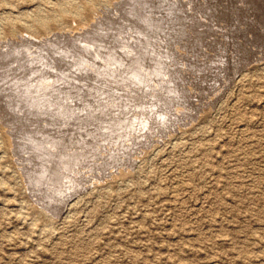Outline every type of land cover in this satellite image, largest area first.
<instances>
[{"label":"rangeland","instance_id":"rangeland-1","mask_svg":"<svg viewBox=\"0 0 264 264\" xmlns=\"http://www.w3.org/2000/svg\"><path fill=\"white\" fill-rule=\"evenodd\" d=\"M208 1L0 0V264H264V25Z\"/></svg>","mask_w":264,"mask_h":264},{"label":"bare ground","instance_id":"bare-ground-1","mask_svg":"<svg viewBox=\"0 0 264 264\" xmlns=\"http://www.w3.org/2000/svg\"><path fill=\"white\" fill-rule=\"evenodd\" d=\"M158 1H159V0H158ZM167 1H168V0H167ZM182 1H183V0H182ZM205 1H206V0H205ZM207 1H208V0H207ZM246 1H247V3L250 5V7H251V9H252L251 12L255 11V12L257 13V18H255V22H254V23H256V24H262V23H263L262 25H264V0H258L257 2H256L255 0H246ZM171 2H172V1H171ZM174 2H175V1H174ZM176 2H177V1H176ZM179 2H180V1H179ZM187 2H188V1H187ZM196 2H197V1H196ZM199 2H200V1H199ZM203 2H204V1H203ZM208 2H210V1H208ZM243 2H245V1L243 0ZM163 3H164V2H163ZM169 3H170V2H168V5H169ZM172 3H173V2H172ZM181 3H182V2H181ZM181 3H180V4H181ZM192 3H193V2H192ZM197 3H198V2H197ZM216 3H217V2H216ZM229 3H230V2H229ZM166 4H167V3H166ZM166 4H165V5H166ZM173 4H174V3H173ZM187 4H188V3H187ZM201 4H202V3H201ZM207 4H208V3H207ZM210 4H211V2H210ZM213 4H214V3H213ZM213 4H212V5H213ZM217 4H218V3H217ZM241 4H242V3H241ZM248 4H247V5H248ZM170 5H171V3H170ZM170 5H169V6H170ZM183 5H186V4L183 3ZM190 5H192V4H190ZM204 5H205V3H204ZM215 5H216V4H215ZM243 5H244V4H243ZM245 5H246V4H245ZM245 5H244V6H245ZM247 5H246V6H247ZM176 6L178 7L177 4H176ZM176 6H175V4H174V7H176ZM186 6H187V5H186ZM195 6H196V5H194V7H195ZM202 6H203V5H202ZM217 6H219V5H217ZM136 7H137V6H136ZM184 7H185V6H184ZM184 7H181V6H180L181 9L184 8ZM187 7H188V6H187ZM187 7H186V8H187ZM198 7H199V6H198ZM204 7H205V6H204ZM209 7H210V6H209ZM209 7H208V8H209ZM221 7H222V6H221ZM223 7H224V6H223ZM122 8H123V7H122ZM152 8H153V7H152ZM152 8H151V10H152ZM155 8H156V7H155ZM158 8H159V7H157V9H158ZM163 8H164V7H163ZM171 8H172V7H171ZM205 8H206V7H205ZM205 8H204V11H205ZM213 8H214V7H213ZM231 8H232V7H231ZM233 8H234V7H233ZM237 8H238V7H237ZM244 8H245V7H243V10H245ZM153 9H154V8H153ZM178 9H179V8H178ZM206 9H207V8H206ZM225 9H226V8H225ZM239 9H240V8H239ZM248 9H250V8H248ZM248 9H247V10H248ZM146 10H147V9H146ZM148 10H149V13H150L151 10H150V9H148ZM171 10H172V9H171ZM184 10H185V8H184ZM209 10H210V9H209ZM209 10H208V11H209ZM222 10L224 11V9H222ZM229 10H230V9H229ZM243 10H242V11H243ZM164 11H165V10H164ZM167 11H168V8H167ZM173 11H174V9H173ZM173 11H172V12H173ZM211 11H212V10H211ZM214 11H215V10H214ZM220 11H221V10H220ZM225 11H226V10H225ZM231 11H232V10H231ZM235 11H237V10L235 9ZM242 11H240V12H242ZM249 11H250V10H249ZM129 12H130V11H129ZM138 12H139V11H138ZM154 12H156V9L154 10ZM162 12H163V11H162ZM172 12H170V13H172ZM209 12H210V11H209ZM209 12H208V13H209ZM226 12H227V11H226ZM233 12H234V11H233ZM147 13H148V12H147ZM158 13H159V11H158ZM165 13H166V12H164V15H165ZM175 13H176V12H175ZM177 13H178V10H177ZM180 13H181V11H180ZM208 13H207V14H208ZM210 13H211V12H210ZM223 13H224V12H223ZM228 13H229V12H228ZM245 13H246V10H245ZM245 13H244V14H245ZM253 13H254V12H253ZM137 14H138V13H137ZM153 14H154V13H153ZM153 14H152V15H153ZM155 14H156V13H155ZM161 14H162V13H161ZM202 14H203V13H202ZM211 14H213V13H211ZM216 14H217V13H216ZM218 14H219V12H218ZM220 14L222 15V13H220ZM233 14H234V13H233ZM248 14H250V12H249ZM140 15H141V14H140ZM146 15H147V14H146ZM152 15H151V17H152ZM164 15H163V17H164ZM167 15H168V13H167ZM173 15H174V14H173ZM182 15H183V13H182ZM191 15H192V14H191ZM203 15H204V14H203ZM203 15H202V16H203ZM224 15H226V14H224ZM236 15H237V14H236ZM239 15H240V14H239ZM241 15H242V14H241ZM241 15H240V16H241ZM245 15H247V13H246ZM252 15H253V14H252ZM169 16H170V14H169ZM171 16H172V15H171ZM177 16H178V15H177ZM177 16H176V17H177ZM179 16L181 17V15H179ZM205 16H206V15H205ZM254 16H255V14H254ZM134 17H135V16H134ZM154 17H155V16H154ZM158 17H159V16H158ZM166 17H167V16H166ZM184 17H185V15H184ZM187 17H188V16H187ZM209 17H210V16H209ZM226 17H227V16H226ZM243 17H244V16H243ZM139 18H140V17H139ZM143 18H144V17H143ZM149 18H150V17H149ZM170 18H171V17H170ZM170 18H169V19H170ZM178 18H179V17H178ZM178 18H177V20H178ZM182 18H183V17H182ZM185 18H186V17H185ZM189 18H190V17H189ZM189 18H186V20L189 19ZM198 18H199V17H198ZM223 18H224V17H223ZM238 18H239V16H238ZM240 18H241V17H240ZM240 18H239V19H240ZM135 19H136V18H135ZM157 19H158V18H157ZM164 19H165V18H164ZM166 19H167V18H166ZM166 19H165V20H166ZM191 19H192V18H191ZM211 19H212V18H211ZM214 19H215V18H214ZM232 19H233V18H232ZM243 19H244V18H243ZM253 19H254V18H253ZM153 20H154V19H153ZM155 20H156V19H155ZM155 20H154V21H155ZM160 20H161V17H160ZM175 20H176V19H175ZM182 20H183V19H182ZM208 20H209V19H208ZM217 20H218V19H217ZM235 20H236V19H235ZM247 20H248V19H247ZM143 21H145V20H143ZM147 21H148V20H147ZM167 21L169 22L168 19H167ZM171 21H173V20H171ZM200 21H201V20H200ZM210 21H211V20H210ZM220 21H221V20H220ZM222 21H223V20H222ZM232 21H233V20H232ZM240 21H241V20H240ZM245 21H246V19H245ZM250 21L252 22V20H250ZM141 22H142V21H141ZM150 22H152V21H150ZM150 22H148V24H149ZM158 22H159V21H158ZM162 22L164 23L163 19H162ZM162 22H161V23H162ZM179 22H182V21L180 20ZM198 22H199V21H198ZM211 22H212V21H211ZM211 22H210V23H211ZM238 22H239V21H237V23H238ZM152 23H153V22H152ZM154 23H155V22H154ZM173 23H174V22H173ZM205 23H206V22H205ZM241 23H243V21H242ZM254 23H253L252 25H254ZM148 24H147V26H148ZM156 24H157V23H156ZM164 24H165V23H164ZM168 24H170V23H168ZM246 24H248V23H246ZM249 24H251V23H249ZM118 25H119V24H118ZM145 25H146V24H145ZM157 25H158V24H157ZM162 26H163V28H164V27L166 26V24H165V26H164V25H162ZM180 26H181V25H180ZM196 26H197V25H196ZM200 26H202V25H200ZM228 26H229V25H228ZM248 26H250V25H248ZM257 26H258V25H257ZM257 26L254 27V29H256ZM260 26H261V25H260ZM145 27H146V26H145ZM151 27H152V26H151ZM151 27H150V28H151ZM157 27L160 28L159 26H157ZM175 27H176V26H175ZM182 27H184V26L182 25ZM245 27H246V26H245ZM252 27H253V26H252ZM252 27H251V28H252ZM152 28H153V27H152ZM161 28H162V27H161ZM163 28H162V29H163ZM170 28H172V27H170ZM210 28H211V27H210ZM217 28H218V27H217ZM237 28H238V27H237ZM142 29H143V28H142ZM153 29H154V28H153ZM155 29L157 30V28H155ZM165 29H167V28H165ZM179 29H180V27L178 28V30H179ZM228 29H229V30L231 29V25H230V27H229ZM232 29H233V28H232ZM239 29H240V28H239ZM243 29H244V28H243ZM249 29H250V28H249ZM252 29H253V28H252ZM252 29H251V30H252ZM254 29H253V30H254ZM151 30H152V29H151ZM159 30H160V29H159ZM170 30H171V29H170ZM181 30H182V29H181ZM246 30H247V28H246ZM259 30H260V29H259ZM146 31H147V30H146ZM182 31H184V29H183ZM188 31H189V30H188ZM221 31H222V30H221ZM234 31H235V30H234ZM236 31H237V30H236ZM236 31H235V33H236ZM238 31H239V30H238ZM238 31H237V32H238ZM257 31H258V30H257ZM257 31H256V32H257ZM140 32H141V31H140ZM153 32H154V31H153ZM160 32H161V31H160ZM160 32H159V33H160ZM162 32H164V30H163ZM166 32H167V31H166ZM169 32H170V31H169ZM169 32H168V33H169ZM173 32H174V31H173ZM173 32H171V33H173ZM175 32H176V31H175ZM198 32H199V31H198ZM200 32H201V31H200ZM232 32H233V31H232ZM232 32H231V33H232ZM242 32H243V31H242ZM244 32H245V31H244ZM244 32H243V33H244ZM125 33H126V32H125ZM159 33H158V34H159ZM180 33H181V32H180ZM180 33H177V34H180ZM183 33H185V32H183ZM226 33H227V32H226ZM231 33H230V35H232ZM238 33H239V32H238ZM238 33H237V34H238ZM96 34H97V33H96ZM144 34H145V33H144ZM144 34H143V36H144ZM233 34H234V33H233ZM241 34H242V33H241ZM145 35H146V37H147V34H145ZM150 35H152V34H150ZM150 35H149V36H150ZM170 35H171V34L169 33V36H170ZM182 35H183V34H182ZM197 35H198V34H197ZM203 35H204V34H203ZM256 35H258V34H256ZM149 36H148V38H149ZM154 36H156V35H154ZM154 36H153V37H154ZM171 36H172V35H171ZM175 36H176V34H175ZM186 36H187V35H186ZM228 36H229V35H228ZM243 36H244V35H243ZM246 36H247V33H246ZM246 36H245V37H246ZM258 36H259V35H258ZM258 36H257V37H258ZM150 37L152 38V36H150ZM178 37H179V36H178ZM181 37H182V36H181ZM181 37H180V38H181ZM183 37H184V35H183ZM230 37H231V36H230ZM230 37H229V38H230ZM232 37H233V36H232ZM234 37H235V36H234ZM237 37H238V36H237ZM239 37H240V36H239ZM257 37H256V39H257ZM120 38H121V37H120ZM241 38H243V37H241ZM259 38H260V37H259ZM259 38H258V40H259ZM93 39H94V38H93ZM146 39H147V38H146ZM153 39H154V38H153ZM155 39H156V38H155ZM166 39H168V36H167ZM169 39H170V37H169ZM231 39H232V38H231ZM234 39H235V38H234ZM244 39H245V38H244ZM156 40H157V39H156ZM156 40H155V42H156ZM229 40H230V39H229ZM245 40H246V39H245ZM258 40H257V41H258ZM150 41H151V40H150ZM150 41H149V42H150ZM152 41H154V40H152ZM167 41H168V40H167ZM169 41H171V39H170ZM247 41H248V40H247ZM177 42H178V41H177ZM147 43H148V42H147ZM158 43H159V42H158ZM255 43H256V41H255ZM7 44H8V43H7ZM141 44H142V43H141ZM145 44H146V43H145ZM150 44H152V43H150ZM153 44H154V42H153ZM159 44H160V43H159ZM176 44H177V43H176ZM187 44H188V43H187ZM0 45H1V44H0ZM88 45H89V44H88ZM204 45H205V44H204ZM143 46L145 47V45H143ZM189 46H190V44H189ZM189 46H188V47H189ZM209 46H210V45H209ZM222 46H223V45H222ZM140 47H142V46H140ZM150 47H151V46H150ZM204 47H205V46H204ZM216 47H218V45H217ZM223 47H224V46H223ZM223 47H222V48H223ZM240 47H241V46H240ZM246 47H247V46H246ZM4 48H5V47H4ZM28 48H29V47H28ZM83 48H84V49H87V50L89 49V48H87V46H84ZM145 48H147V47H145ZM148 48H149V47H148ZM148 48H147V49H148ZM185 48H186V47H185ZM226 48H227V47H226ZM241 48H242V47H241ZM137 49H138V48H137ZM143 49H144V48H143ZM186 49H189V48H186ZM220 49H221V48H220ZM224 49H225V48H224ZM145 50H146V49H145ZM84 51H85V50H84ZM139 51H140V50H139ZM151 51H152V50H151ZM224 51H225V50H224ZM224 51H223V52H224ZM241 51H243V49H242ZM246 51H247V50H246ZM246 51H245V52H246ZM3 52H4V51H3ZM87 52H88V51H87ZM112 52H113V51H112ZM126 52H127V51H126ZM128 52H129V51H128ZM145 52H146V51H145ZM245 52H244V53H245ZM250 52H251V51H250ZM95 53H96V52H95ZM113 53H114V52H113ZM143 53H144V52H143ZM155 53H157V52H155ZM246 53H247V52H246ZM246 53H245V54H246ZM30 54H31V53H30ZM115 54H116V53H115ZM128 54H129V53H128ZM151 54H152V53H151ZM214 54H215V53H214ZM86 55H87V54H86ZM126 55H127V53H126ZM153 55H154V54H153ZM156 55H157V54H156ZM240 55H241V54H240ZM246 55H247V54H246ZM94 56H95V55H94ZM111 56H112V55H111ZM114 56H115V55H114ZM116 56H117V55H116ZM132 56H133V55H132ZM97 57H98V56H97ZM97 57H96V58H97ZM107 57H108V56H107ZM125 57H127V56H125ZM125 57H124V58H125ZM129 57H130V56H129ZM149 57H150V56H149ZM156 57H157V56H156ZM239 57H240V56H239ZM242 57H243V55H242ZM98 58H99V57H98ZM116 58H117V57H116ZM120 58H121V57H120ZM152 58H153V57H152ZM160 58H161V57H160ZM236 58H237V57H236ZM100 59H102V57H101ZM111 59H112V58H111ZM117 59H118V58H117ZM172 59H174V58H172ZM172 59H171V60H172ZM239 59H240V58H239ZM96 60H97V59H96ZM103 60H104V59H103ZM108 60H109V59H108ZM108 60H107V61H108ZM113 60H115V59H113ZM122 60H123V58H122ZM126 60H127V59H126ZM132 60H133V59H132ZM166 60H167V59H166ZM166 60H164V61H166ZM41 61H42V60H41ZM98 61H99V60H98ZM100 61H101V60H100ZM128 61H129V60H128ZM135 61H136V60H135ZM135 61H134V62H135ZM168 61H170V60H168ZM174 61H175V60H174ZM231 61H232V60H231ZM235 61H236V60H235ZM237 61L239 62L240 60H237ZM243 61H244V60H243ZM112 62H113V61H112ZM130 62H131V61H130ZM171 62H172V61H171ZM228 62H229V61H228ZM233 62H234V61H233ZM240 62L242 63V61H240ZM100 63H101V62H100ZM100 63H98V64H100ZM103 63H104V62H103ZM105 63H106V62H105ZM110 63H111V62H110ZM110 63L108 62V64H110ZM114 63H115V62H114ZM114 63H113V65H114ZM116 63H117V62H116ZM116 63H115V64H116ZM176 63H177V62H176ZM176 63H174L175 66H178V65H176ZM231 63H232V62H231ZM231 63H230V65H231ZM234 63H237V62H234ZM234 63H233V65H234ZM31 64H32V63H31ZM84 64H85V63H84ZM86 64H87V62H86ZM111 64H112V63H111ZM124 64H125V63H124ZM129 64H130V63H129ZM129 64H128V66H129ZM131 64H132V63H131ZM165 64H166V63H165ZM167 64H168V63H167ZM172 64H173V63H172ZM225 64H226V63H225ZM238 64H239V63H238ZM93 65H94V64H93ZM104 65H105V64H104ZM162 65H163V64H162ZM205 65H206V64H205ZM226 65H227V64H226ZM230 65L228 64L227 66L230 67ZM85 66H86V65H85ZM85 66H84V67H85ZM167 66H169V65H167ZM171 66H172V65H171ZM173 66H174V65H173ZM175 66H174V67H175ZM235 66H236V65H235ZM239 66H240V65H239ZM56 67H57V66H56ZM91 67H92V66H90V69H91ZM96 67H97V66H96ZM102 67H103V65H102ZM102 67H101V68H102ZM107 67H108V66H107ZM109 67H110V66H109ZM116 67H117V66H116ZM237 67H238V65H237ZM42 68H43V67H42ZM42 68H41V69H42ZM85 68H86V67H85ZM87 68H88V67H87ZM101 68H100V70H101ZM104 68H106V66H104ZM117 68H118V67H117ZM123 68H124V67H123ZM153 68H154V67H153ZM170 68H171V67H170ZM176 68H177V67H176ZM193 68H194V67H193ZM226 68H227V67H226ZM31 69H32V68H31ZM31 69H30V70H31ZM46 69H47V68H46ZM108 69H109V68H108ZM136 69H137V68H136ZM136 69H135V70H136ZM160 69H161V67H160ZM164 69H166V67H165ZM172 69H173V68H172ZM199 69H200V67H199ZM217 69H219V68H217ZM227 69H228V68H227ZM64 70H65V69H64ZM94 70H96V68H95ZM97 70H98V69H97ZM97 70H96V71H97ZM110 70H111V69H110ZM135 70H134V71H135ZM137 70H138V69H137ZM144 70H145V69H144ZM158 70H159V69H158ZM174 70H175V69H174ZM176 70H177V69H176ZM189 70H190V68H189ZM191 70H192V69H191ZM228 70H229V69H228ZM31 71H32V70H31ZM91 71H92V73H94L93 70H91ZM171 71H172V70H171ZM194 71H195V70H194ZM222 71H223V68H222ZM88 72H89V71H88ZM97 72H98V71H97ZM136 72H137V71H136ZM155 72H156V71H155ZM161 72H162V71H161ZM175 72H176V71H175ZM55 73H56V71H55ZM95 73H96V72H95ZM99 73H101V72H99ZM132 73H133V72H132ZM142 73H143V72H142ZM166 73H167V72H166ZM166 73H165V74H166ZM168 73H169V71H168ZM223 73H224V72H223ZM226 73H227V72H226ZM12 74H13V73H12ZM23 74H24V73H23ZM36 74H37V73H36ZM97 74H98V73H97ZM104 74H105V73H104ZM104 74L102 73V75H104ZM108 74H109V73H108ZM169 74H170V73H169ZM171 74H172V73H171ZM173 74H174V73H173ZM196 74H197V73H196ZM224 74H225V73H224ZM38 75H39V74H38ZM106 75H107V74H106ZM106 75H104V76H106ZM136 75H137V74H136ZM138 75H139V72H138ZM147 75H148V73H147ZM225 75H226V74H225ZM96 76H97V75H96ZM104 76H103V77H104ZM148 76H149V75H148ZM45 77H46V76H45ZM67 77H68V76H67ZM142 77H143V76H142ZM162 77H164V76H162ZM168 77H169V76H168ZM171 77H172V76H171ZM178 77H179V76H178ZM186 77H187V76H186ZM30 78H31V77H30ZM47 78H48V77H47ZM63 78H64V77H63ZM94 78H95V76H94ZM100 78H101V77H100ZM109 78H111V77H108V80H109ZM126 78H127V77H126ZM180 78H181V77H180ZM180 78H179V79H180ZM227 78H228V76H227ZM52 79H53V78H52ZM92 79H93V78H92ZM101 79H102V78H101ZM101 79H100V80H101ZM114 79H115V78H114ZM117 79H118V78H117ZM128 79L131 80L130 78H128ZM144 79H146V78H144ZM160 79H161V78H160ZM165 79H166V78H165ZM169 79H170V78H169ZM172 79H173V78H172ZM179 79H177V80H179ZM45 80H46V78H45ZM93 80H94V79H93ZM102 80H103V79H102ZM148 80H149V79H148ZM162 80H163V78H162ZM183 80H184V79H183ZM47 81H48V80H47ZM70 81H71V80H70ZM96 81H97V80H96ZM98 81H99V80H98ZM131 81H132V80H131ZM159 81H160V80H159ZM165 81H166V80H165ZM170 81H171V80H170ZM15 82H16V80H15ZM23 82H25V81H22V84L25 85L26 83L24 84ZM60 82H61V81H60ZM66 82H67V81H66ZM114 82H117V81H114ZM122 82H123V81H122ZM125 82H126V81H125ZM133 82H134V81H133ZM147 82H148V81H147ZM173 82H174V80H173ZM17 83H18V81H17ZM28 83H29V82H28ZM28 83H27V84H28ZM33 83H34V82H33ZM39 83H40V82H39ZM41 83H42V82H41ZM92 83H93V81H92ZM94 83L96 84L95 81H94ZM94 83H93V84H94ZM101 83H102V82H101ZM110 83H111V82H110ZM130 83L132 84V82H130ZM130 83H129V84H130ZM150 83H151V82H150ZM178 83H179V82H177V84H178ZM187 83H188V82H187ZM13 84H14V83H12V85H13ZM30 84H31V83H30ZM37 84H38V83H37ZM42 84H43V83H42ZM42 84H41V85H42ZM52 84H53V82H51V80L49 79L48 82H45V83H44V87H50ZM95 84H94V85H95ZM97 84H99V83L97 82ZM104 84H105V83H104ZM113 84H114V83H113ZM118 84H119V83H118ZM120 84H121V83H120ZM123 84H124V83H123ZM153 84H154V83H153ZM172 84H174V83H172ZM182 84H183V81H182ZM182 84H179V85H182ZM17 85H18V84H17ZM33 85H35V84H33ZM54 85H55V84H54ZM108 85H110V84H108ZM125 85H127V84L125 83ZM132 85H133V84H132ZM146 85H147V84H146ZM159 85H160V84H159ZM37 86L39 87L40 85H37ZM88 86H91L90 83H89ZM97 86H98V85H97ZM97 86H96V87H97ZM103 86H104V85H103ZM111 86H112V85H111ZM111 86H110V88H111ZM114 86H115V85H114ZM116 86H117V85H116ZM116 86H115V87H116ZM118 86H119V85H118ZM121 86H122V85H121ZM129 86H130V85H129ZM172 86H173V85H172ZM174 86H176V85H174ZM14 87H15V86H14ZM26 87H28V86H26ZM30 87H31V86H30ZM40 87H41V86H40ZM65 87H66V86H65ZM91 87H92V86H91ZM93 87H95V86H93ZM98 87H99V86H98ZM101 87H102V86H101ZM101 87H100V89H101ZM104 87H105V86H104ZM115 87H112V89L115 88ZM119 87H120V86H119ZM119 87H118V88H119ZM130 87H131V86H130ZM149 87H150V86H149ZM177 87H178V86H177ZM179 87H180V86H179ZM12 88H13V87H12ZM15 88H16V87H15ZM21 88H22V87H21ZM23 88H24V87H23ZM34 88H35V89L37 88L36 85H35ZM34 88H33V89H34ZM42 88H43V87H42ZM86 88H87V87H86ZM89 88H90V87H89ZM120 88L123 89L122 87H120ZM120 88H119V89H120ZM126 88H127V86H126ZM158 88H159V87H158ZM160 88H161V87H160ZM171 88H172V87H171ZM171 88H170V89H171ZM10 89H11V87H10ZM16 89H17V88H16ZM24 89L26 90V88H24ZM30 89H32V87H31ZM30 89H29V91H31ZM37 89H38V88H37ZM45 89H46V88H45ZM94 89H96V88H94ZM94 89H93V90H94ZM102 89H103V88H102ZM105 89H106L105 91H108V90H107V87H106ZM108 89H109V88H108ZM115 89H116V88H115ZM119 89H118V93H120V92H119ZM124 89H125V88H124ZM143 89H144V87H143ZM11 90H12V89H11ZM14 90H15V89H14ZM18 90H20V85H19V89H18ZM38 90H39V89H38ZM43 90H44V89H42V91H43ZM47 90H48V89H47ZM50 90H51V89H50ZM58 90H59V89H58ZM96 90H97V89H96ZM110 90H111V89H110ZM110 90H109V91H110ZM145 90H146V89H145ZM34 91H36V90H34ZM40 91H41V90H40ZM42 91H41V92H42ZM90 91H91V90H90ZM97 91H99V89H98ZM122 91H123V90H122ZM122 91H121V92H122ZM129 91H130V90H129ZM139 91H140V90H139ZM18 92H20V91H18ZM18 92H15V94H16V93L18 94ZM26 92H27V91H26ZM51 92H53V91H51ZM59 92H60V91H59ZM64 92H65V91H64ZM68 92H69V91H68ZM85 92H86V89H85ZM115 92H116V91H115ZM136 92H137V91H136ZM141 92H142V91H141ZM180 92H181V91H180ZM186 92H187V91H186ZM23 93H25V91H24ZM30 93H31V92H30ZM37 93H38V92H37ZM48 93H49V92H48ZM48 93H47V94H48ZM69 93H70V92H69ZM88 93H91V94H92V91H91V92H87V94H88ZM93 93H94V91H93ZM98 93L100 94L101 92H98ZM102 93H103V92H102ZM106 93H107V92H106ZM110 93H111V91H110ZM110 93H109V95H110ZM157 93L159 94V92H157ZM15 94H14V95H15ZM17 94H16V95H17ZM25 94H26V93H25ZM33 94H35V93H33ZM45 94H46V93H45ZM45 94H44V95H45ZM50 94H51V93H50ZM87 94H86V95H87ZM140 94H141V93H140ZM23 95H24V94H23ZM52 95L54 96L55 94L53 93ZM80 95H81V94H80ZM88 95H89V94H88ZM101 95H102V94H101ZM101 95H100V96H101ZM113 95H114V94H113ZM113 95H112V97H113ZM119 95H120V94H119ZM136 95H137V94H136ZM146 95H147V94H146ZM184 95H185V94H184ZM184 95H183V96H184ZM27 96H29V95H27ZM30 96H31V94H30ZM42 96H43V95H42ZM45 96H46V95H45ZM47 96L49 97V94H48ZM47 96H46V97H47ZM60 96H61V95H60ZM84 96H85V95H84ZM104 96H105V95H104ZM107 96H108V95H107ZM110 96H111V95H110ZM110 96H109V97H110ZM48 97H47V98H48ZM55 97H57V96H55ZM68 97H69V96H68ZM80 97H81V96H80ZM87 97L90 98V96H87ZM92 97H93V96H92ZM97 97H98V96H97ZM119 97H120V96H119ZM126 97H127V96H126ZM160 97H161V96H160ZM165 97H166V96H165ZM173 97H174V96H173ZM18 98H19V97H18ZM38 98H39V97H38ZM50 98H52V97H50ZM70 98H71V97H70ZM83 98H84V97H83ZM83 98H82V99H83ZM185 98H186V97H185ZM9 99H10V98H9ZM29 99H30V98H29ZM48 99H49V98H48ZM79 99H80V98H79ZM94 99H95V98H94ZM99 99L101 100L102 98H99ZM103 99H104V98H103ZM106 99H107V98H106ZM106 99H105V100H106ZM123 99H124V98H123ZM164 99H165V98H164ZM171 99H172V98H171ZM6 100H7V99H6ZM6 100H5V101H6ZM24 100H26V99H24ZM85 100H86V99H85ZM97 100H98V99H97ZM108 100H109V99H108ZM154 100H156V97H155ZM159 100H160V99H159ZM162 100H163V99H162ZM162 100H161V101H162ZM172 100H173V99H172ZM5 101H4V102H5ZM12 101H13V100H12ZM71 101H72V100H71ZM79 101H80V100H79ZM135 101H136V99H135ZM140 101H141V100H140ZM149 101H150V100H149ZM2 102H3V101H2ZM22 102H23V101H22ZM25 102H26V101H25ZM75 102H76V101H75ZM75 102H74V103H75ZM84 102H85V101H84ZM128 102H129V101H128ZM138 102H139V101H138ZM156 102H158V101H156ZM168 102H170V101H168ZM188 102H189V101H188ZM8 103H9V102H8ZM71 103H72V102H71ZM76 103H77V102H76ZM81 103H82V102H81ZM86 103H87V102H86ZM102 103H103V102H102ZM145 103H146V102H145ZM164 103H165V102H164ZM164 103H163V104H164ZM185 103H186V102H185ZM4 104H5V103H4ZM19 104H20V103H19ZM25 104H26V103H25ZM34 104H35V103H34ZM43 104H44V103H43ZM55 104H56V103H55ZM84 104H85V103H84ZM84 104H83V105H84ZM126 104H127V103H126ZM158 104H159V102H158ZM9 105H10V104H9ZM9 105H8V106H9ZM31 105H32V104H31ZM77 105H79V103H78ZM111 105H112V104H111ZM161 105H162V102H161ZM168 105H169V104H168ZM8 106H7V107H8ZM43 106H44V105H43ZM81 106H82V105H81ZM81 106H80V107H81ZM182 106H183V105H182ZM0 107H1V106H0ZM3 107H4V105H3ZM60 107H61V106H60ZM87 107H88V106H87ZM120 107H121V106H120ZM161 107H162V106H161ZM1 108H2V107H1ZM29 108H30V107H29ZM44 108H45V107H44ZM53 108H54V107H53ZM67 108H68V107H67ZM88 108H90V107H88ZM162 108L165 109L164 106H163ZM171 108H172V107H171ZM3 109H4V108H3ZM32 109H33V108H32ZM40 109H41V108H40ZM46 109H47V108H46ZM59 109H60V108H59ZM71 109H72V108H71ZM78 109H79V108H78ZM6 110H7V109H6ZM15 110H16V109H15ZM35 110H36V109H35ZM43 110H44V109H43ZM53 110H54V109H53ZM57 110H58V109H57ZM72 110H73V109H72ZM130 110H131V109H130ZM171 110H172V109H171ZM12 111H13V110H12ZM32 111H33V110H32ZM41 111H42V110H41ZM47 111H48V110H47ZM148 111H149V110H148ZM163 111H164V110H163ZM168 111H169V108H168ZM190 111H191V110H190ZM49 112H50V111H49ZM49 112H48V113H49ZM82 112H83V111H82ZM82 112H81V113H82ZM133 112H134V111H133ZM170 112H171V111H170ZM176 112H177V111H176ZM39 113H40V112H39ZM42 113H43V112H42ZM44 113H45V112H44ZM55 113H56V111H55ZM62 113H63V112H62ZM156 113H157V112H156ZM165 113H166V112L164 111V114H165ZM58 114H59V113H58ZM91 114H92V113H91ZM93 114H94V113H93ZM100 114H102V113H100ZM103 114H104V113H103ZM115 114H116V113H115ZM150 114H151V112H150ZM152 114H153V113H152ZM158 114H159V113H158ZM158 114H157V115H158ZM164 114H163V115H164ZM185 114H186V113H185ZM96 115H97V114H96ZM110 115H111V114H110ZM117 115H118V114H117ZM140 115H141V114H140ZM160 115H161V114H160ZM167 115H168V114H167ZM51 116H52V115H51ZM130 116H131V115H130ZM168 116H169V115H168ZM22 117H23V116H22ZM63 117H64V116H63ZM73 117H74V116H73ZM80 117H81V116H80ZM116 117H117V116H116ZM120 117H121V116H120ZM156 117H157V116H156ZM164 117H165V116H164ZM164 117H163V118H164ZM15 118H16V117H15ZM135 118H136V117H135ZM141 118H142V117H141ZM163 118H162V119L160 118V119L163 120ZM172 118H173V117H172ZM7 119H8V118H7ZM20 119H21V118H20ZM60 119H61V118H60ZM158 119H159V118H158ZM160 119H159V120H160ZM165 119H167V118H165ZM165 119H164V120H165ZM169 119H170V118H169ZM67 120H68V119H67ZM101 120H102V119H101ZM115 120H116V119H115ZM119 120H120V119H119ZM14 121H15V120H14ZM70 121H71V120H70ZM136 121H137V120H136ZM138 121H139V120H138ZM171 121H172V120H171ZM16 122H17V121H16ZM31 122H32V121H31ZM64 122H65V121H64ZM74 122H75V121H74ZM112 122H113V121H112ZM115 122H116V121H115ZM162 122H164V121H162ZM167 122H168V121H167ZM83 123H84V122H83ZM97 123H98V122H97ZM100 123H101V122H100ZM128 123H129V122H128ZM165 123H166V121H165ZM27 124H28V123H27ZM38 124H39V123H38ZM64 124H65V123H64ZM140 124H141V123H140ZM163 124H164V123H163ZM11 125H12V124H11ZM11 125H10V126H11ZM72 125H73V124H72ZM114 125H115V124H114ZM55 127H56V126H55ZM101 127H102V126H101ZM120 127H121V126H120ZM50 128H51V127H50ZM31 129H32V128H31ZM61 129H62V128H61ZM69 129H70V128H69ZM72 129H73V128H72ZM95 129H96V128H95ZM39 130H40V129H39ZM39 130H38V131H39ZM66 130H67V129H66ZM107 130H108V129H107ZM136 130H137V129H136ZM153 130H154V129H153ZM26 131H27V130H26ZM57 131H58V130H57ZM75 131H76V130H75ZM98 131H99V130H98ZM102 131H103V130H102ZM149 131H150V130H149ZM159 131H160V130H159ZM84 132H85V131H84ZM87 132H88V131H87ZM145 132H146V131H145ZM148 133H149V132H148ZM36 134H37V133H36ZM99 134H100V133H99ZM154 134H155V133H154ZM13 135H14V134H13ZM18 135H19V134H18ZM27 135H28V134H27ZM58 135H59V134H58ZM83 135H84V134H83ZM46 136H47V135H46ZM122 136H123V135H122ZM35 137H36V136H35ZM22 138H23V137H22ZM37 138H38V137H37ZM119 138H120V137H119ZM103 139H104V138H103ZM98 140H99V139H98ZM145 140H146V139H145ZM17 141H18V140H17ZM55 141H56V140H55ZM61 141H62V140H61ZM93 141H94V140H93ZM35 142H36V141H35ZM39 142H40V141H39ZM14 143H16V142H14ZM21 143H22V142H21ZM25 143H26V142H25ZM49 143H50V142H49ZM51 143H52V142H51ZM57 143H58V142H57ZM61 143H62V142H61ZM86 143H87V142H86ZM88 143H89V142H88ZM135 143H136V142H135ZM40 144H41V143H40ZM126 144H127V143H126ZM15 145H16V144H15ZM35 145H36V144H35ZM64 145H65V144H64ZM73 145H74V144H73ZM55 146H57V145H55ZM69 146H70V145H69ZM22 147H23V146H22ZM22 147H21V148H22ZM33 147H34V146H33ZM35 147H36V146H35ZM50 147H51V146H50ZM70 147H71V146H70ZM78 147H79V146H78ZM90 148H91V147H90ZM105 148H106V147H105ZM40 149H41V148H40ZM58 149H59V148H58ZM63 149H64V148H63ZM79 149H80V148H79ZM79 149H78V150H79ZM125 149H126V148H125ZM113 150H114V149H113ZM38 151H39V150H38ZM66 151H67V150H66ZM82 151H83V150H82ZM96 151H97V150H96ZM47 152H48V151H47ZM52 153H53V152H52ZM88 153H90V152H88ZM93 153H94V152H93ZM35 154H36V153H35ZM46 154H47V153H46ZM59 154H60V153H59ZM110 154H111V153H110ZM64 155H65V154H64ZM85 155H86V154H85ZM117 155H118V154H117ZM42 156H43V155H42ZM51 156H52V155H51ZM106 156H107V155H106ZM54 157H55V156H54ZM77 157H78V156H77ZM97 157H98V156H97ZM25 158H26V157H25ZM40 158H41V156H40ZM87 158H88V157H87ZM112 158H113V157H112ZM112 158H111V159H112ZM20 159H21V158H20ZM52 159H53V158H52ZM58 159H59V158H58ZM58 159H57V160H58ZM72 159H73V158H72ZM103 159H104V158H103ZM44 160H45V159H44ZM46 160H47V159H46ZM114 160H115V159H114ZM114 160H113V161H114ZM36 161H37V160H36ZM111 161H112V160H111ZM39 162H40V161H39ZM62 162H63V161H62ZM79 162H80V161H79ZM82 162H83V161H82ZM91 162H92V161H91ZM114 162H115V161H114ZM115 163H116V162H115ZM119 163H120V162H119ZM127 163H128V162H127ZM50 164H51V163H50ZM55 164H56V163H55ZM58 164H59V163H58ZM80 164H81V163H80ZM87 164H88V163H87ZM47 165H48V164H47ZM56 165H57V164H56ZM112 165H113V164H112ZM29 166H30V165H29ZM75 166H76V165H75ZM98 166H99V165H98ZM27 167H28V166H27ZM53 167H54V166H53ZM55 167H56V166H55ZM82 167H83V166H82ZM92 167H93V166H92ZM100 167H101V166H100ZM45 168H46V167H45ZM65 168H67V167H65ZM83 168H84V167H83ZM47 169H48V168H47ZM54 169H55V168H54ZM65 170H66V169H65ZM85 170H86V169H85ZM92 170H93V169H92ZM51 171H52V170H51ZM71 171H72V170H71ZM71 171H69V172H71ZM79 171H80V170H79ZM48 172H49V170H48ZM54 172H56V171H54ZM60 172H62V168H61V171H60ZM67 172H68V171H67ZM74 172H75V171H74ZM76 172H78V171H76ZM71 173H73V172H71ZM80 173H81V172H80ZM80 173H79V174H80ZM93 173H94V172H93ZM24 174H25V173H24ZM35 174H36V173H35ZM50 174H51V173H50ZM50 174H49V175H50ZM56 174H57V173H56ZM58 174H60V173H58ZM61 174H62V173H61ZM65 174H67V173H65ZM90 174H91V173H90ZM103 174H104V173H103ZM28 175H29V174H28ZM31 175H32V174H31ZM45 175H46V174H45ZM72 175H73V174H72ZM41 176H43V175H41ZM47 176H48V175H46L45 177H47ZM52 176H53V175H51V177H52ZM58 176H59V175H58ZM61 176H62V175H61ZM64 176H65V175H64ZM75 176H76V174H75ZM75 176H74V177H75ZM43 177H44V176H43ZM70 177H71V176H70ZM74 177H73V178H74ZM63 178H64V177H63ZM39 179H40V178H39ZM41 179H42V178H41ZM46 179H49V178H46ZM50 179H51V178H50ZM69 179H70V178H69ZM71 179H72V178H71ZM77 179H78V178H77ZM30 180L32 181V179H30ZM36 180H37V179H36ZM51 180H52V179H51ZM54 180H55V177H54L53 181H54ZM61 181H62V180H61ZM70 181H71V180H70ZM77 181H78V180H77ZM44 182H45V181H44ZM54 182H55V181H54ZM56 182H57V181H56ZM73 182H74V180H73ZM34 183L36 184V182H34ZM34 183H33V184H34ZM48 183H50V181H49ZM70 183H71V182H70ZM75 183H76V182H74V184H75ZM35 184H34V186H35ZM45 184H46V182H45ZM45 184H43V185L45 186ZM52 184H54V183H52ZM55 184H56V183H55ZM57 184H59V183H57ZM57 184H56V185H57ZM65 184H66V183H65ZM74 184H73V185H74ZM31 185H32V183H31ZM47 185H48V184H47ZM50 185H51V184H50ZM41 186H42V185H41ZM54 186H55V185H54ZM59 186H60V185H59ZM30 187H31V186H30ZM47 187H48V186H47ZM69 187H70V185H69ZM72 187H74V186H72ZM36 188H37V187H36ZM40 188H41V187H40ZM44 188H46V186H45ZM49 188H50V187H49ZM52 188H53V187H52ZM57 188H58V187H57ZM59 188H60V187H59ZM62 188H63V190H64L63 185H62ZM74 188H76V187H74ZM38 189H39V188H38ZM38 189H36V190L38 191ZM54 189H55V188H54ZM67 189H68V188H67ZM69 189H70V188H69ZM71 189H73V188H71ZM34 190H35V189H34ZM41 190H42V189H41ZM50 190H51V192H52L53 189L50 188ZM55 190H56V189H55ZM55 190H54V191H55ZM65 190H66V189H65ZM65 190H64V191H65ZM37 191H36V192H37ZM39 191H40V190H39ZM42 191H43V190H42ZM44 191H46V190H44ZM64 191H63V194H64ZM66 191H67V190H66ZM74 191H75V190H74ZM40 192H41V191H40ZM76 192H77V191H76ZM38 193H39V192H38ZM43 193H44V192H43ZM46 193H47V192H46ZM46 193H45V194H46ZM54 193H55V192H54ZM54 193H53V194H54ZM71 193H72V192H71ZM36 194H37V193H36ZM41 194H42V193H41ZM49 194H50V193H49ZM57 195H58V193H57ZM65 195H66V194H65ZM59 196H60V195H59ZM46 197H47V196H46ZM48 197H50V196H48ZM48 197H47V198H48ZM53 197H54V196H53ZM43 198H44V197H43ZM54 198H55V197H54ZM56 198H57V197H56ZM59 198H60V197H59ZM63 198H65V197H63ZM63 198H62V199H63ZM66 198H67V197H66ZM45 199H46V198H45ZM48 199H49V198H48ZM52 199H53V198H52ZM52 199H51V200H52ZM64 200H65V199H64ZM44 202L46 203V200H45ZM50 202H51V201H50ZM50 202H49V203H50ZM52 202H53V201H52ZM52 202H51V203H52ZM47 203H48V202H47ZM51 203H50V204H51ZM57 204H58V203H57ZM48 205H49V204H48ZM45 206H46V205H45ZM60 206H61V205H60Z\"/></svg>","mask_w":264,"mask_h":264}]
</instances>
